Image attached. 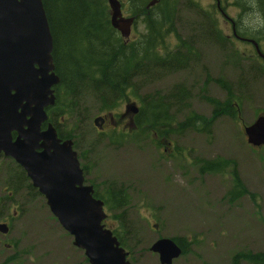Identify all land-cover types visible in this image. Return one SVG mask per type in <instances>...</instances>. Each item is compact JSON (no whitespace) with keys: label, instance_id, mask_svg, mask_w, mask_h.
Returning a JSON list of instances; mask_svg holds the SVG:
<instances>
[{"label":"rangeland","instance_id":"obj_1","mask_svg":"<svg viewBox=\"0 0 264 264\" xmlns=\"http://www.w3.org/2000/svg\"><path fill=\"white\" fill-rule=\"evenodd\" d=\"M172 1L174 28L195 44L198 56L190 57L186 68L154 80H144L140 74L143 71H135L131 84L136 86V95H131L129 102L118 103L112 112L100 113V104L95 103L90 94L81 93L80 103L87 112L83 130H74V134L78 137V150L91 149L92 152L80 162L82 166L91 165L85 182L94 184L98 191L108 185L115 192L124 191L125 206L111 212L105 210L104 224L119 230L130 252V264H160L157 255L149 252V247L159 237L185 238L191 243L189 254L172 264H232V257L238 252L264 253V146L251 148L243 136V127L264 114V65L249 52L239 53L241 60L234 64L227 49H221L200 34L198 29L203 20L188 1ZM140 3L141 0H135L134 6L138 8ZM198 4L208 10L215 2L200 0ZM224 5L228 16L259 31L253 33L255 36L264 34V20L259 22L254 12L236 9L230 0H224ZM217 19L223 20L220 14ZM220 24L223 35H230L223 23ZM142 33L144 28L138 20L130 41L137 40ZM168 43L173 52L177 45L174 34L168 35ZM233 44L241 52L249 47L241 42ZM262 44L264 47V42ZM207 77L212 80L205 86L207 95L221 101L226 98L224 91L213 82L221 78L231 84L232 93L241 98L237 121L221 116L212 123L209 134L185 131L168 137L159 149L151 143V137L148 140L139 134L116 143V134L135 132L128 122L129 116L124 113L125 105L135 102L139 106L146 94L156 91L165 96L177 87H184L190 98L186 100L189 111L210 117L211 107L201 93ZM110 114L115 120L123 114L124 118L117 126L108 121L103 133H98L93 119ZM169 115L177 124L187 113H175L173 108ZM71 126V123L66 124L67 128ZM168 142L173 143V148ZM220 158L235 162L247 195L229 202L231 167L218 173H199L200 160ZM7 164V159L0 156V221L7 222L10 228L6 237L15 245L13 254L18 257L13 264H88L83 252L73 246V238L52 217L44 199L29 196L25 186L15 192L4 186L11 180ZM250 195H255L254 200Z\"/></svg>","mask_w":264,"mask_h":264},{"label":"trees","instance_id":"obj_2","mask_svg":"<svg viewBox=\"0 0 264 264\" xmlns=\"http://www.w3.org/2000/svg\"><path fill=\"white\" fill-rule=\"evenodd\" d=\"M144 1L141 0L138 8ZM42 3L53 39L52 57L55 73L60 78V83L55 87L54 112L58 118H64V121L68 119L72 124L66 134L58 135L60 138L73 140L75 148L78 137L74 134V130H83V118L87 112L80 103L81 93L90 94L95 103L100 104L98 108L100 112H109L114 110L118 103L128 102L129 97L135 94L136 86L131 84L135 71H143L140 74L144 80H154L157 76L186 68L190 57L198 56L195 44L184 39L174 28L173 1H165L156 18L141 19L144 34L138 37L140 40L130 42H125L111 28L106 0H42ZM239 6L243 12L250 9L245 4ZM214 7L213 10L204 11L196 7L195 11L205 17L204 23L199 25L198 30L207 39L217 41L220 48H231L232 44L227 42L226 45L224 42L227 39L217 29ZM258 11L264 16V3L258 6ZM170 33L175 35L177 41L173 52L167 50ZM141 50L144 51V54H141L143 57L140 56ZM141 59L145 61H140ZM209 81L212 80L207 77L201 93L203 100L211 107L210 117L205 118L189 111V104L186 102L190 99L188 91L180 86L165 96L158 91L152 95L146 94L139 102V112L133 118V128L139 130L144 139L149 140V137L156 136V140L150 141L159 148L161 141L172 134H181L187 130L209 133L212 123L221 116L237 121L241 111V98L235 96L231 84L221 78L214 79L213 82L224 91L226 98L221 101L207 95L205 86ZM173 108L175 113L182 111L187 113L181 123L175 124L174 118L169 115V110ZM63 127L64 124L62 129L58 127L59 133L65 132ZM7 162L9 164L5 167H8L7 173L11 176V180L4 186L14 192L19 187L25 186L29 196L38 195L23 170L11 160L7 159ZM230 166H232L230 172L232 189L228 195L229 201L232 202L248 194L238 175L235 162L225 159L204 161L199 167V173L222 172ZM94 189V196L106 205L102 194L95 186ZM107 194L108 209L125 206L126 199L121 190L115 192L109 189ZM250 197L254 200L255 195ZM114 233L118 236L120 245L125 247L120 233L116 230ZM174 241L180 245L183 254L188 253L191 243L186 239L178 238H174ZM241 261L247 264H264V253L239 252L232 258V264Z\"/></svg>","mask_w":264,"mask_h":264},{"label":"water","instance_id":"obj_3","mask_svg":"<svg viewBox=\"0 0 264 264\" xmlns=\"http://www.w3.org/2000/svg\"><path fill=\"white\" fill-rule=\"evenodd\" d=\"M107 4L111 27L128 39L134 18L122 17L117 0ZM250 42L264 60L257 44ZM52 52L42 0H0V155L23 169L89 264H129L128 254L102 225L103 203L93 197L92 186L84 185L72 141L61 142L51 123L41 130L47 121L46 109L55 104L54 87L60 82ZM126 113L135 115L137 108L129 104ZM103 122L98 117L93 124L101 130ZM243 133L249 146H264V114L244 127ZM0 233H8L6 224H0ZM150 251L158 254L160 264H172L182 253L171 239L157 240Z\"/></svg>","mask_w":264,"mask_h":264},{"label":"flooded vegetation","instance_id":"obj_4","mask_svg":"<svg viewBox=\"0 0 264 264\" xmlns=\"http://www.w3.org/2000/svg\"><path fill=\"white\" fill-rule=\"evenodd\" d=\"M120 4V9H121V14L122 17L124 18H129V17H134L135 19H143V18H156L157 15H159L158 12L155 11V9H160L163 7V4L165 1L167 0H156L155 4L153 6H150L149 8H147L148 3L151 0H145L142 4V6L140 8H135L133 2H135V0L130 1V0H117ZM172 1V0H170ZM188 2H192L194 5H198V1L200 0H187ZM215 2V10L216 11H220L221 10V6L223 4L222 0H213ZM217 1H219V5L220 7H217ZM232 6H234L235 8H239V4L243 3L246 5L250 6V10L251 12H255V14L257 15V9L255 8V6H259L260 4L264 3L263 0H230ZM159 7V8H158ZM158 11V10H157ZM155 16V17H152ZM138 17V18H137ZM218 17V16H217ZM257 19L259 22L264 20V16L261 15H257ZM224 21H222L224 23V25L226 26V29L230 32V35H226V37L228 39L231 40V42H241V43H246L248 45H250L252 51H254V47L251 43L248 42L249 39H253L254 41L257 42L259 48L262 42H264V34L261 35H257V36H253V33H259V31L251 29L250 27L245 26V24L241 23L240 21L236 20V19H231L228 20L226 18H223ZM218 28L221 30L220 28V21L218 20ZM259 29L262 30V27H260ZM234 31V33H233ZM172 34V33H170ZM138 36L140 37V34H138ZM262 36V37H261ZM126 42H130V38L129 40H127ZM261 50V48H260ZM236 51V50H235ZM142 53V50L140 51V54ZM133 103V102H131ZM127 104L125 105L126 108ZM55 113H53L54 115ZM48 115L51 116L53 118V115L50 111H48ZM103 116H107V115H103ZM113 118V119H109V118ZM118 119L115 120L114 116H107L105 119V122L103 124V131L104 128L107 125V122L109 121L111 123L112 126H117L119 125V123L123 120V116H119L117 117ZM128 122L130 123V126H132V117L129 116L128 118ZM57 124V123H56ZM55 126V124H54ZM129 126V125H128ZM44 127V126H43ZM135 133H139L138 131H136ZM58 135V134H57ZM62 141L66 140V137L60 138ZM168 145L173 148V143L172 142H168ZM74 149V147H73ZM74 150H78V147H76ZM79 156L81 157V154H79ZM83 159H86V155H83ZM83 169V174H85L84 176H86L88 174V168H87V172H85V168L82 167ZM0 223H6L5 221H0ZM10 231V229H9ZM2 238H0V264H13V259H14V244L11 243L6 235L3 236L1 235Z\"/></svg>","mask_w":264,"mask_h":264},{"label":"bare ground","instance_id":"obj_5","mask_svg":"<svg viewBox=\"0 0 264 264\" xmlns=\"http://www.w3.org/2000/svg\"><path fill=\"white\" fill-rule=\"evenodd\" d=\"M163 23H164V22H163ZM261 37H262V36H261ZM142 52H144V51H142ZM141 54H143V53H141ZM141 54H140V56H142ZM142 57H143V56H142ZM156 76H157V75H156ZM156 76H154V77H156ZM154 77H153V78H154Z\"/></svg>","mask_w":264,"mask_h":264}]
</instances>
